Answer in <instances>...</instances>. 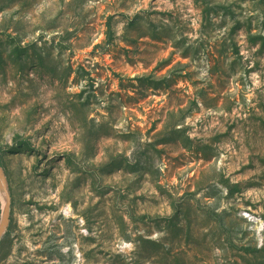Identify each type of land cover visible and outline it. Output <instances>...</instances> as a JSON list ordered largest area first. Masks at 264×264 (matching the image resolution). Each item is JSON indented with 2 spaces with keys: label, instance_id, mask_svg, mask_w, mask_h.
Wrapping results in <instances>:
<instances>
[{
  "label": "rangeland",
  "instance_id": "rangeland-1",
  "mask_svg": "<svg viewBox=\"0 0 264 264\" xmlns=\"http://www.w3.org/2000/svg\"><path fill=\"white\" fill-rule=\"evenodd\" d=\"M0 162V264H264V0H0Z\"/></svg>",
  "mask_w": 264,
  "mask_h": 264
},
{
  "label": "water",
  "instance_id": "water-1",
  "mask_svg": "<svg viewBox=\"0 0 264 264\" xmlns=\"http://www.w3.org/2000/svg\"><path fill=\"white\" fill-rule=\"evenodd\" d=\"M0 192L4 195V205L2 208L1 218H0V242L3 236L6 234L10 222H11V194L8 187V180L4 169L0 162Z\"/></svg>",
  "mask_w": 264,
  "mask_h": 264
},
{
  "label": "trees",
  "instance_id": "trees-1",
  "mask_svg": "<svg viewBox=\"0 0 264 264\" xmlns=\"http://www.w3.org/2000/svg\"><path fill=\"white\" fill-rule=\"evenodd\" d=\"M108 26H109V28H111V25L110 24H108Z\"/></svg>",
  "mask_w": 264,
  "mask_h": 264
}]
</instances>
